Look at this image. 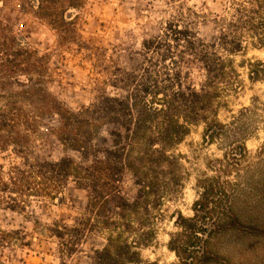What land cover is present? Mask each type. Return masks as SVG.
<instances>
[{
	"label": "rangeland",
	"instance_id": "rangeland-1",
	"mask_svg": "<svg viewBox=\"0 0 264 264\" xmlns=\"http://www.w3.org/2000/svg\"><path fill=\"white\" fill-rule=\"evenodd\" d=\"M39 7H43L46 18L38 16ZM232 8L229 0H5L4 5L0 4V26L11 28L18 43L31 52L32 58L27 57L26 63L36 65L34 71L43 74V107L47 99L59 109L79 114L102 96L125 97L122 89L126 86L115 83V76L124 77L127 85L147 67L164 73L156 66L159 57H154L153 64L145 62L148 57L143 45L161 37L165 28L173 24L191 32L199 43L211 46L228 73L213 110L204 114L213 118L214 111L217 120L228 126L226 135L207 144L203 139L204 123L189 125L187 135L170 152L177 158L180 187L161 202L136 200L138 187L130 173L112 170L119 156L117 146L122 142L118 137L122 134L117 124L122 123L119 116L100 120L95 135L86 142L88 155L84 159L80 152L65 148L56 138L57 115L43 117V129L34 140L31 157L47 168L46 164L64 159L89 166L97 156L105 172L98 192L109 196L98 214L89 215L88 220L84 209L89 189L70 178L52 192L53 199L31 198L24 212L0 208V230L21 232L25 234L22 240L28 243L0 249V264H97V253L106 247L112 234L90 219L99 221L112 216L118 220L116 206L135 201L136 211L128 212L121 241L137 253L136 264H264V77L255 82L248 78L250 64H264V45L259 44L264 42V28L245 30L241 51H223L218 42L232 19ZM47 19L58 20L57 30L47 24ZM182 46L185 44L172 50L174 55H180ZM168 49L164 44L160 54H166ZM166 66L173 73L169 62ZM178 71L184 87L200 92L205 82L200 62L186 57L179 62ZM19 79L25 82L24 77ZM183 91L186 92L184 88ZM241 133L245 135L246 155L229 176H222V181L234 186L232 206L239 216L238 226L209 239L201 235L190 250L176 254L169 249V243L171 238L184 239L178 216L193 217L192 207L199 194L197 180L214 175L209 166L229 153ZM105 151L109 154L103 156ZM20 161L10 153L0 156L4 168ZM48 177L54 185L58 183L59 174ZM229 206L228 201L222 204L219 217ZM54 223L71 229L73 236L65 239L71 243L68 249L63 246L65 240L52 234ZM206 225L210 226L211 221ZM190 251L197 259L204 253L206 259L182 263L180 257Z\"/></svg>",
	"mask_w": 264,
	"mask_h": 264
},
{
	"label": "trees",
	"instance_id": "trees-1",
	"mask_svg": "<svg viewBox=\"0 0 264 264\" xmlns=\"http://www.w3.org/2000/svg\"><path fill=\"white\" fill-rule=\"evenodd\" d=\"M229 1L234 14L227 27H224L227 29L218 43L223 51L234 53L243 49L241 37L245 30L253 32L264 28V0ZM4 3L5 0H0V4ZM39 10L41 13L38 16L46 18L43 7H39ZM47 20V24L57 30L55 24L58 20ZM180 43L185 46L178 51L180 55H174L172 50L176 46L179 48ZM164 44L170 49L166 54H160ZM259 44L263 46L264 42L259 41ZM143 48L148 57L145 62L153 64L154 57H159L156 66L163 69L164 73L154 72L147 67L142 69V74L137 78L132 77L127 85L124 77L120 79V75L115 76V83L126 86L125 89L121 88L126 93L125 97L117 99L102 96L90 108L83 109L79 114H72L65 109H59L47 99L43 107L42 72L34 71L36 65L26 63L27 57L32 58L31 52L18 43L11 28L0 26V156L10 153L21 160L7 168L0 164V208L24 212L31 198L53 199L52 192L61 189L63 183L70 178L76 184L83 183L89 189L84 209L86 219L89 220V215L96 216L107 201L109 193L101 195L98 192V188L105 181L102 179L105 172L102 168L103 161L97 156L89 166L64 159L46 164L47 168L43 166V162L31 157L34 140L41 135L40 131L43 129V117L53 115L58 117L56 138L65 148L80 152L83 159L88 155L86 142L95 135V128L101 123L100 120H106L110 115L119 116L122 123L117 124L121 127L122 134H118V137L120 136L122 142L117 146V165L111 169L130 173L138 187L136 200L151 199L161 202L169 192H177L180 187L178 163L177 158L170 155V152L187 135L189 125L198 121L204 123L203 139L207 144L221 139L228 131V126L217 120L214 111L213 118L204 115L213 110L214 102L220 98L223 91L220 85L224 83L222 80L228 73L216 51H211V46L199 43L191 32L182 31L175 24L167 26L161 37L145 43ZM186 57H191L203 65L205 82L200 92L187 89L181 84L179 62H183ZM166 62L173 67V73L168 72ZM231 73L236 74L235 71ZM20 77H24L25 82H21ZM262 77L264 64H250L249 80L255 82ZM244 136L243 133L238 135L232 142L229 153L209 166L214 174L212 177L197 180L199 194L192 207L193 217L187 219L178 216V225L183 231L184 239L171 238V251L176 254L180 251L187 252L200 241L201 235L209 239L214 234L238 226L239 216L232 206L231 193L234 186L222 181V176H229L244 159L247 152ZM107 154L109 153L103 152V156ZM51 173L59 174L56 180L58 183L55 185L48 177ZM225 201L230 206L219 217V210ZM137 205L135 201L132 205L116 206L118 212L115 215L118 220L112 216L99 221L90 219L97 221L96 226H103L112 234L107 239L106 247L97 253V264H136L137 253L131 252V246L121 241V229L127 227L128 212L133 214ZM207 221H211L210 226L206 225ZM53 225L56 229L52 234L60 240L64 241L73 236L70 234L71 229L65 225ZM24 235L18 231L0 230V249L26 246L28 243L22 240ZM69 239L63 243L67 249V245H71ZM140 245L143 246L144 243ZM127 253L130 254L129 257H125ZM194 254L190 251L186 257H179L182 263L206 259L204 253L198 259Z\"/></svg>",
	"mask_w": 264,
	"mask_h": 264
}]
</instances>
